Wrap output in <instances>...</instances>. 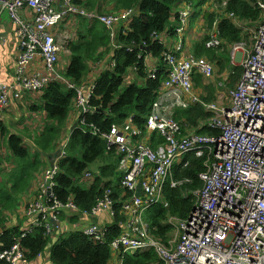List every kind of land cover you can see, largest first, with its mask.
<instances>
[{"label": "built area", "instance_id": "obj_1", "mask_svg": "<svg viewBox=\"0 0 264 264\" xmlns=\"http://www.w3.org/2000/svg\"><path fill=\"white\" fill-rule=\"evenodd\" d=\"M229 1L211 0L207 4L217 17L211 29L206 25L205 33L209 36L206 47L230 52L229 68L218 74L215 62L190 52L189 45L199 39L188 40V19L193 5L183 0L175 10L180 21L175 23L176 28L153 33V40L165 46L163 60L168 65L169 76L144 126L136 123L133 114L121 123H113L110 131L90 125V132L101 135L107 148L121 157L118 165L121 177L116 182L122 190L119 197H114L113 187L107 186L108 179H104L100 186L104 191L90 209L80 208L74 194L60 199L54 187L62 169L60 158L54 159L42 171L41 190L29 201L22 231L13 237L11 245L4 246V229H0V264H32L22 240L34 234L37 227L45 229L46 237L58 241L81 232L93 242H107L112 250L108 264H124L127 253L151 250L158 255L157 264H264V0L253 3L261 10V17L255 21L228 11ZM4 13L10 24L4 22ZM131 15V10L123 13L89 10L74 0H0V44L15 55L12 81L0 78V117L9 111L13 101L24 100L29 95L37 99L57 81L76 91V120L84 123L85 116L96 111L90 99L104 64L103 61L92 64L83 83L69 81L60 68L61 52L77 38V32L73 28L60 30V25L70 17L72 26L83 17L97 19L107 28L115 49L119 50L124 45L115 40L117 30L124 23L128 28ZM224 19L243 31L241 41L225 46L220 37ZM127 50L132 51L133 47L130 45ZM152 59L151 53L146 54V63ZM236 61H240L242 68L238 79ZM115 65L113 60L112 66ZM133 70L138 73L136 65ZM156 71V68L148 71V76L155 77ZM198 73L203 75L205 87L216 86L213 100L204 99V87H196ZM197 104L208 115L196 123H187L183 130L181 120L175 117L176 109ZM32 114L30 123L42 128L47 112ZM202 129L211 132H200ZM154 132L157 133L152 137ZM161 137L165 141L158 143ZM197 144L204 145L194 152L205 166L199 173L202 186L188 189L184 183L189 178L178 176L189 165L186 156ZM66 146L64 141L63 152ZM98 176L101 177L99 170L87 168L78 182L90 186ZM140 181L139 196L136 189ZM167 185L180 188L184 196L195 202L186 217L169 213L162 221L170 228L164 240L152 234L145 215L161 202L169 206L165 202ZM113 228H117L118 234L109 241ZM48 262L45 255L36 264Z\"/></svg>", "mask_w": 264, "mask_h": 264}, {"label": "trees", "instance_id": "obj_2", "mask_svg": "<svg viewBox=\"0 0 264 264\" xmlns=\"http://www.w3.org/2000/svg\"><path fill=\"white\" fill-rule=\"evenodd\" d=\"M114 1L118 13L136 11L128 28L123 22L124 26L121 24L117 30L115 40L123 44V48L115 49L109 31L99 20L84 17L76 24V40L66 44L71 51V61L65 75L71 82L80 84L87 81L91 65L103 61L104 65L97 78V87L90 99V105L96 108L95 113L86 115L84 123L77 120L72 126L69 125L76 91L69 89L65 83L56 81L38 95V103L29 106L32 112H47L46 124L42 128L26 125L19 127L20 122L7 121L8 112L0 117V147L2 145L6 148V154L0 153V160L6 158L15 164L12 168L0 169V174L8 171L7 174L0 175V229H4L2 237L4 246L13 243V237L21 233L24 224L21 220L16 225H10L6 214L18 208L19 195L28 190L35 172L41 166L47 167L51 164L50 157L53 153H57L63 136L66 139L70 134L68 147L64 150L65 155L57 153L60 154L58 162L62 172L58 174L54 191L60 199L65 200L68 195L74 194L80 208L90 209L96 197L104 191L100 187L104 179H108L107 186L113 187L115 198L122 193L116 184L121 177L118 171L121 157L115 150L107 148L106 140L101 135L90 132V125H96L101 131H110L113 123H121L133 114L136 123L144 126L152 104L158 98L163 83L169 76L168 65L163 60L165 46L153 40V33L176 28L175 23L179 21V16L175 10L183 4V0ZM188 1L201 8L208 0ZM257 1L230 0L228 11L237 17L255 21L261 17L260 8L253 4ZM74 2L93 11H97L95 6L101 4L100 0H74ZM172 17H174L173 21ZM216 17V13L205 11L204 18L208 29L212 28ZM208 37L204 35L196 41L191 52L198 58L205 57L223 67V59L227 60L228 55L223 56L221 53V57H218L217 49L206 47L205 41ZM220 37L225 41V46L244 38L243 31L228 19H224L220 24ZM143 44L151 48L142 49ZM130 45L133 47L132 51L127 50ZM148 53L152 54L153 59L146 63L145 56ZM113 60L116 62L115 66H112ZM135 65L138 68L137 74L133 70ZM153 68L157 70L156 75L150 78L147 72L152 71ZM203 82V75L196 74V87L201 85L205 87ZM209 88L211 94L204 97L207 101L213 100L216 92L210 85L206 87V93L209 92ZM206 115L208 114L198 104L175 111V117L181 120L183 130L186 129L187 123H196L199 118ZM17 121H20V118ZM199 131L211 132L205 129ZM156 133L154 132L152 137H155ZM164 141V137L157 139L158 143ZM94 163L98 164L96 170H100L101 177H96L95 182L90 186L79 184L78 181L87 168L95 169H93ZM204 168L203 159L193 158L179 178H189L184 183L188 189L199 188L202 186L199 173ZM166 196L169 201L168 207L164 204L156 205L145 215L151 223L152 234L164 240L167 239L166 234L170 228L162 221L169 213L186 217L195 202L193 198L184 196L178 187H166ZM44 230L37 227L34 234L22 240L32 264L38 263L45 255L49 258L48 264H108L112 258V250L107 242H93L81 232L62 237L58 241L54 237H46ZM117 234L116 228L110 233L109 241ZM157 262L158 255L154 250L136 254L127 253L124 258V264H157Z\"/></svg>", "mask_w": 264, "mask_h": 264}, {"label": "rangeland", "instance_id": "obj_3", "mask_svg": "<svg viewBox=\"0 0 264 264\" xmlns=\"http://www.w3.org/2000/svg\"><path fill=\"white\" fill-rule=\"evenodd\" d=\"M209 1L210 0H208L206 3H208ZM114 2H115L114 0H100L101 4H100V7H98V8H99V10H103V11H106V12H118L119 10L115 9V3ZM95 8H96V10H98L97 6H95ZM197 8L198 7L194 6L195 10H197ZM206 10L212 11V7L208 6L207 8H202L197 13L193 12V14L190 15L188 31L190 29L192 31L195 30V31L201 33L200 37L205 35V33L207 32V30H206L207 21L204 18V13H205ZM3 16L8 19V16H7L6 13H4ZM72 20H73V18H71V17L66 19L60 25V30L72 31L71 28L77 30L76 26H72L71 25L72 24ZM191 46H192V43H191V45H189V47H191ZM214 49H217V52H218V55H219L218 57H221V53H223V56H227L228 55V59L227 60L222 58L224 60V66L221 67L220 65H217V67H216V71L218 72V74H221L226 69V67H228V68L230 67V62H229L230 61V54H229L230 52H228L227 49L225 51L222 50V49H219V48H214ZM61 54H62V56H61L62 57L61 71L63 73H66V71L68 69V66L70 64V61H71V56L70 55H66V50H62ZM208 60L210 62H214V61H212L210 59H208ZM236 64L238 65V68H236V71H237L238 74L236 75L235 78H237L239 73L240 74L242 73V68L240 67V61H236ZM211 87L216 89V86H214V85H211ZM197 88H203V85L197 86ZM203 93H204V96H208L209 94H211V89L209 88V92L208 93H205V91H203ZM29 108L30 107L27 106L26 110L30 111ZM23 120H25V119L23 118L20 121V123H19L20 125L22 124ZM11 123H13V122H11ZM0 153H2L3 155L6 154V148L4 146H2V145L0 147ZM14 166H15V164L10 162L6 158H3L2 160H0V169H6L8 167L12 168ZM44 167H46V165L45 166H41L39 168V170H37L35 172L32 180L30 181V185L28 187V190L26 192H24V193L19 195L18 208L15 211L11 212V213H10V211H8V213L6 214V217L8 218V223L9 224H11V223H13L15 221L17 223H19L26 216V209H27L29 201L32 200L37 195V193L41 190V184H42L41 173H42V170H43ZM97 167H98V164L94 163L93 169L95 168L94 170H96ZM7 173H8V171H4L1 174H7Z\"/></svg>", "mask_w": 264, "mask_h": 264}, {"label": "crops", "instance_id": "obj_4", "mask_svg": "<svg viewBox=\"0 0 264 264\" xmlns=\"http://www.w3.org/2000/svg\"><path fill=\"white\" fill-rule=\"evenodd\" d=\"M98 7H100V6L97 5L98 11L105 12L103 10H99ZM3 19H4L5 23L10 24L9 19L5 18L4 16H3ZM8 26H10V25H8ZM200 34L201 33L197 32L195 30L192 31L190 29L188 31L189 40L193 41L195 39H200L201 38ZM9 51H10V49L7 46L0 44V78L2 80L8 81V82L12 81L13 76H14V69H15V55L13 52L9 53ZM66 55L71 56V54H68V52H66ZM61 56H62V54H61ZM60 68H61V65H60ZM204 90H206V87H204ZM37 99H32L31 96L29 95V96H26V98L24 100L13 101L8 113L6 114L7 121L12 120L13 122H20L24 118L25 120H23L21 125L19 124V127H23L24 125L35 126V125H32L30 123V119L32 118L30 116V113L32 114V111H27L26 107L30 106L31 104L38 103ZM18 118H20V121H17ZM45 118H46V115L43 116V119L45 120V124H46ZM76 119H77V113H76V109L73 107V109L71 110V115H70V119H69L70 124L69 125L72 126L74 122L76 123ZM72 130H73V128H72ZM63 139H64V136L61 138V141ZM57 153H53L52 156L50 157L51 164L53 163L54 159H57L58 157L60 158V155H57Z\"/></svg>", "mask_w": 264, "mask_h": 264}, {"label": "clouds", "instance_id": "obj_5", "mask_svg": "<svg viewBox=\"0 0 264 264\" xmlns=\"http://www.w3.org/2000/svg\"><path fill=\"white\" fill-rule=\"evenodd\" d=\"M210 1H211V0H210ZM210 1H209V2H210ZM209 2H208V3H209ZM190 3H191V2H190ZM208 3H205L204 5H202L201 8H197V10L194 9V5H193V3H192V5H193L192 14H193V12H194V13H197L199 10H201L202 8H204V6L207 8V4H208ZM178 8H179V7H178ZM133 11H134V12H133ZM206 11H207V10H206ZM131 12H132V15H134L136 11H135V10H131ZM192 14H191V15H192ZM132 15H131V16H132ZM189 17H190V16H189ZM188 20H189V19H188ZM188 25H189V22H188ZM202 37H203V36H202ZM202 37H201V38H202ZM201 38H200V39H201ZM200 39H199V40H200ZM75 40H76V39H75ZM75 40H71L69 43H71V42H73V41H75ZM188 40H189V37H188ZM199 40H198V41H199ZM191 42H192V41H191ZM193 45H195V43H193ZM193 45H192V47H193ZM141 46H142V45H141ZM147 47H149V49L151 48V46H146V47H144V48L142 47V49H147ZM66 48H67V46H65V48H64L63 50H65ZM67 49H68V48H67ZM191 49H192V48H191ZM69 50H70V49H69ZM70 52H71V51H70ZM61 53H62V52H61ZM70 54H71V53H70ZM148 54H149V53H148ZM66 72H67V71H66ZM76 122H77V120H76ZM73 129H74V127H73ZM69 137H70V134L67 136L66 139H63V140L60 142L59 149L57 150V152H60V154L65 155V151L63 152V151L61 150V145L63 144L64 141H66V142H67V146H66L65 148H67V147H68V143H69ZM65 148H64V150H65ZM60 154H59V155H60ZM193 158H199V157H196V156H195V153H191V154H189V155L186 156V160H188L189 165L191 164V161H192ZM189 165H188V166H189ZM188 166H187V167H188ZM187 167H186V168H187ZM186 168H185V169H186ZM185 169H184V170H185ZM97 170H98V169H97ZM184 170H183V171H184ZM99 171H100V170H99ZM178 177H179V176H178ZM168 186H170V185H167L166 187H168ZM170 187H171V186H170ZM187 196H188V195H187ZM165 202H168V203H169V201L167 200V196H166V189H165ZM160 204H164V205H165L164 202H161ZM158 205H159V204H158ZM155 206H156V205H155ZM165 207H166V205H165ZM11 225H12V223H11ZM113 230H114V228L111 230V232H112ZM72 234H74V233H72ZM70 235H71V234H70ZM144 252H145V251H144Z\"/></svg>", "mask_w": 264, "mask_h": 264}, {"label": "water", "instance_id": "obj_6", "mask_svg": "<svg viewBox=\"0 0 264 264\" xmlns=\"http://www.w3.org/2000/svg\"><path fill=\"white\" fill-rule=\"evenodd\" d=\"M147 50H149V47H147ZM136 194L139 195V196L142 194V181H140L138 186H137Z\"/></svg>", "mask_w": 264, "mask_h": 264}, {"label": "bare ground", "instance_id": "obj_7", "mask_svg": "<svg viewBox=\"0 0 264 264\" xmlns=\"http://www.w3.org/2000/svg\"><path fill=\"white\" fill-rule=\"evenodd\" d=\"M199 148H204V145L197 144V145L193 146V147L191 148L192 153L196 152V150L199 149Z\"/></svg>", "mask_w": 264, "mask_h": 264}]
</instances>
